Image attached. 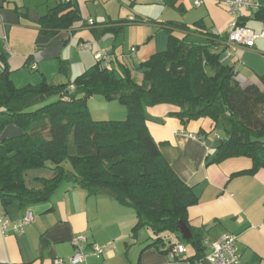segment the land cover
I'll list each match as a JSON object with an SVG mask.
<instances>
[{
    "label": "crops",
    "instance_id": "0c3cea01",
    "mask_svg": "<svg viewBox=\"0 0 264 264\" xmlns=\"http://www.w3.org/2000/svg\"><path fill=\"white\" fill-rule=\"evenodd\" d=\"M218 1L223 0H204L194 7L192 0H70L68 10L58 15L66 18L56 28L41 21L62 0H0V50L6 56L5 62L0 59V73L6 69L18 89L69 84L96 64L98 54H107L113 67L135 68L164 52L170 36L204 44L206 33L227 46L222 57L229 52L224 64L234 68L236 81L264 91V59L258 57H264V38L250 49L229 46L232 17ZM71 16L77 20L71 21ZM239 23L258 34L264 23V0L242 10ZM244 59L250 60L248 66ZM96 99L100 105L110 103L100 96L88 102ZM178 111L169 105L147 108L146 126L163 159L197 199L187 209L190 232L208 243L235 236L238 264H264V168L251 172L253 163L246 157L212 162L217 146L210 138L214 123L200 119L183 124L174 116ZM117 115L108 120H123L126 113ZM18 134L17 128L7 127L0 140ZM222 138L215 137L218 142ZM59 190L47 203L27 207L17 202L5 207L0 198V218L7 223L5 232L0 223V264H57V260L71 264L78 235L85 238L87 256L77 264H183L170 261L161 252L165 246H151L154 235L147 228L132 232L136 222L132 207L106 194L88 195L78 187L65 185ZM28 213L32 222L15 232L13 227ZM181 238L175 242L187 256L196 255L194 247L189 252L179 242L185 241ZM94 245L103 249L99 257L91 254ZM202 248L203 254L208 252Z\"/></svg>",
    "mask_w": 264,
    "mask_h": 264
},
{
    "label": "trees",
    "instance_id": "16d2710c",
    "mask_svg": "<svg viewBox=\"0 0 264 264\" xmlns=\"http://www.w3.org/2000/svg\"><path fill=\"white\" fill-rule=\"evenodd\" d=\"M67 6L62 3L41 24L60 27L56 24L66 17L58 15ZM207 35H202L204 44L170 36L164 52L135 68L113 67L107 54H98L96 64L69 84L18 89L6 69L0 73V137L7 127L19 131L0 140L3 205L47 203L65 185L88 195L106 194L134 209L133 233L147 228L154 235L151 246H165L161 252L167 253L168 238H181L178 223L189 227L187 209L197 199L161 156L146 126L147 108L174 106L183 124L200 119L211 120L215 128L221 124L224 136L212 162L246 157L253 163L251 172L264 168V91L240 85L234 68L224 64L227 46ZM0 59L6 61L2 50ZM133 70L140 71V83L133 80ZM94 96L120 104L125 118L92 119L87 103ZM38 171L50 177L32 175L28 184L27 174ZM191 233L187 243L195 248L196 259L203 246Z\"/></svg>",
    "mask_w": 264,
    "mask_h": 264
},
{
    "label": "built area",
    "instance_id": "2783aa9c",
    "mask_svg": "<svg viewBox=\"0 0 264 264\" xmlns=\"http://www.w3.org/2000/svg\"><path fill=\"white\" fill-rule=\"evenodd\" d=\"M194 7L202 5L204 0H192ZM70 0H62V3H69ZM225 7L227 12L232 17V21L228 25L227 40L231 45L242 46L250 49L254 46L257 39L264 38V23L261 31L255 34L252 30L240 25L242 10H248L255 5V0H223L218 1ZM88 25H93L92 20H88ZM99 58V55L96 56ZM32 222V216L28 213L25 218L13 227L15 232H21L24 225H29ZM2 231L5 232L7 223L0 218ZM175 236L171 235L168 238L169 249L166 253L167 258L173 262H181L183 264H238V253L236 248V237L232 235H225L214 243L202 242V246L208 250L207 253L202 254L201 257L192 259L187 256V252L183 246L175 242ZM167 241V240H166ZM85 238L78 235L74 240V255L70 259L71 264L82 262L86 258L84 253ZM91 254L99 257L103 249L98 246H92ZM57 264H62V261L57 260Z\"/></svg>",
    "mask_w": 264,
    "mask_h": 264
},
{
    "label": "rangeland",
    "instance_id": "374dc122",
    "mask_svg": "<svg viewBox=\"0 0 264 264\" xmlns=\"http://www.w3.org/2000/svg\"><path fill=\"white\" fill-rule=\"evenodd\" d=\"M225 56H228V54L226 53ZM229 57V56H228ZM259 58L261 59H264V57L258 55ZM250 62V60H246L244 59L243 60V63L248 66V62ZM132 78L133 80L136 82V83H140L141 82V73L140 71H136V70H133L132 71ZM101 97V96H100ZM100 99V98H98ZM97 99L96 101L93 100L91 102H88V107H89V111L91 113V117L92 118H103L104 120H108V119H113V117L111 116H115L116 118L119 117V115H117L119 112L121 113V111H126L124 107H122L120 104H118L117 102H110V103H106V104H98L97 103ZM103 101V100H102ZM99 112H102V114L105 116V117H101V113ZM126 113V112H125ZM102 115V116H103ZM100 116V117H98ZM224 136V131H223V127L221 124H218L215 128V130L213 131V133L210 135V138L216 142V144L218 143V140L215 139V137H218V138H222ZM67 167V165H66ZM32 175H35V176H41V177H50V173L46 172V171H38V172H30L27 174L26 176V182L29 184V177L32 176ZM62 187V186H61ZM60 187V188H61ZM59 188V189H60ZM58 189V191H60ZM182 245H184L185 247L188 248V251L191 252L192 250V246L187 243L186 241H179Z\"/></svg>",
    "mask_w": 264,
    "mask_h": 264
},
{
    "label": "water",
    "instance_id": "95a60500",
    "mask_svg": "<svg viewBox=\"0 0 264 264\" xmlns=\"http://www.w3.org/2000/svg\"><path fill=\"white\" fill-rule=\"evenodd\" d=\"M178 231L185 241H189L192 238L189 228L183 222L178 223Z\"/></svg>",
    "mask_w": 264,
    "mask_h": 264
}]
</instances>
